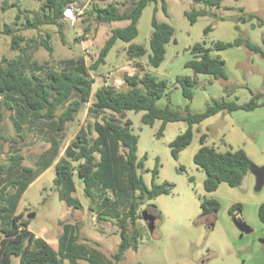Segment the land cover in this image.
<instances>
[{
	"label": "trees",
	"instance_id": "1",
	"mask_svg": "<svg viewBox=\"0 0 264 264\" xmlns=\"http://www.w3.org/2000/svg\"><path fill=\"white\" fill-rule=\"evenodd\" d=\"M40 1L42 5L38 11L26 10V21H22L23 11L20 9L14 22L0 30V34L11 36V49L18 51L14 58H0V264H12L13 258H18L20 264H64L65 261L69 264H120L127 251L138 249L145 229L140 223L143 206L161 195L170 194L174 186L168 182H156L160 173L159 159L152 171L151 186L145 181L143 173L149 171L146 169L147 155L138 156L139 136L133 133V121L126 117L127 112L143 113L141 121L144 125L153 126L161 121L157 138L163 137L169 123L185 122L188 125L186 131L170 143L171 154L178 160L180 153L193 142L195 126L221 112H250L264 106V91L250 90L251 99L244 104L221 99L208 104L203 112H193L190 107L200 75L229 80L225 60L215 53L244 47L264 58V37L261 44L239 35L233 42L209 43L205 40L188 47L191 58L185 68L193 71V76L178 75L173 83L175 88H181L188 104L185 108H175L170 83L155 76L141 61L147 56L150 67L160 68L166 59L167 46L176 40L175 28L168 22H160L155 8L149 47L135 42L140 35L139 23L145 9L158 0H130V8L123 11L120 8L123 2L103 6V0H92L90 9L83 15V23L88 24L87 33L93 24H127L112 29L91 64L84 57H78L65 59L58 67L37 62L31 51L39 45L53 53L52 36L40 32L44 26L58 27L66 43L62 30L64 11L76 0ZM197 2L205 3L206 8H222L221 0ZM15 5L16 2L10 4V0H4L2 9ZM162 10L168 16L164 0ZM184 14L190 24L195 25L200 17L210 13L205 8H193ZM213 16L225 20L215 13ZM239 19L245 22L257 20L256 25L264 26V19L255 14H245ZM32 30L38 35L31 38L23 35V32ZM213 30L211 24L205 28L204 34L207 36ZM118 42L128 44L127 55L135 70L123 75L125 89L103 85L94 92L95 81L91 72L107 64L106 60ZM163 99L165 106L159 105ZM86 107L87 124L66 144L69 124ZM7 119L12 124L13 135L5 133ZM207 138V134L201 135V147L194 156L195 164L206 174V192H216L223 183L232 188L242 186L253 165L248 154L243 149L219 151L215 146L207 145ZM29 143H41L46 147L40 154L30 156L31 165L26 164L24 154ZM53 165L60 201L74 210L84 208L75 196V178L79 177L84 195L89 199V210L97 222L111 223L117 228L121 242L111 258L98 249L76 243L75 236L68 229L56 250L31 231L30 220H24V214L18 213L26 191ZM201 208L202 215L207 216L219 212L221 204L214 198H205L201 201ZM242 209L237 203L229 212L236 218ZM259 217L264 224V203L259 208Z\"/></svg>",
	"mask_w": 264,
	"mask_h": 264
},
{
	"label": "rangeland",
	"instance_id": "2",
	"mask_svg": "<svg viewBox=\"0 0 264 264\" xmlns=\"http://www.w3.org/2000/svg\"><path fill=\"white\" fill-rule=\"evenodd\" d=\"M91 1L76 0L74 5L80 7L83 13L78 16L77 22L74 24L65 20L62 30L66 43L63 42L58 27L44 26L40 30L43 35L49 33L52 36L51 45L54 51L50 54L44 48L36 45L31 51L34 60L41 64L49 63L58 67L63 60L69 58L84 57L88 64L97 59L100 50L110 37L112 29L123 27L127 22L93 24L87 33L85 29L88 24L83 23V15L90 9ZM117 1L120 4L124 3V5H120L122 11L131 6L130 0H103L101 5L107 6ZM162 1L151 3L145 9L139 23L140 35L135 42L149 47V38L153 30L151 21L155 8H157V19L160 22H168L175 28L176 40L169 47L167 56V63L169 64V61L174 59L175 64L165 72V67L161 71L150 67L147 56L141 61L149 70H154L155 76L158 77V75L161 76V73H165V77L161 79L170 83L169 91H172L173 106L185 108L188 100L184 98L181 88H175L173 83L178 75L191 73L192 76L193 74L192 71L184 67V63L191 58L188 47L211 39L212 41L216 40L213 42H233L239 35L261 44L264 37V26L256 25L257 20L245 22L239 18L245 14H255L264 19V0H221V9L206 8L205 3L197 2V0H164L167 3L168 16L162 10ZM3 2L4 0L0 1V30L6 24L14 22L20 9L23 11L21 19L26 21L25 15H28L26 10L38 11L42 5L40 0H10V4L16 2L17 5L3 10ZM193 8H205L210 14L200 17L195 25H191L184 13ZM241 8L244 9L243 12L240 10ZM214 13L219 17H224L225 21L215 18ZM211 24L215 30L210 33L211 35L209 34V37L204 34V30ZM237 27L238 30H236ZM23 35L31 38L37 36L38 32L25 31ZM11 42V36L0 34V58L4 56L14 58L18 55V51L11 49ZM127 48L128 44L118 42L109 54L106 60L107 64L101 66L98 71L91 72L95 81L94 92L103 85H113L118 89H125L123 75L133 73L135 70L134 64L128 58ZM174 48L178 52L173 54ZM244 49L251 58L246 54L239 55L238 58L232 57L229 63L232 72L229 80H218L216 87H208L207 90L201 84L193 89L195 98L193 100L195 101L190 102L191 109L203 111L208 104H212L214 100H220L222 96H225L228 101L244 103L251 96L250 90L264 91V58ZM231 53H234L235 56L238 54V52ZM253 56L256 58L252 60ZM239 62H245L244 66L256 70L253 79L243 76L244 69L236 66ZM261 69H263L262 72ZM219 92L223 94L219 96ZM165 104L164 99L159 102L161 106H165ZM87 107L74 122L69 124L66 144H69L80 128L87 124L89 120ZM142 115L143 113L137 114L128 111L126 117L133 121V133L139 136V158L147 155L146 169L149 171L143 173L144 179L151 186L152 171L159 159L160 173L156 182L159 184L168 182L174 186L170 194L161 195L143 206L141 210L143 219L140 223L145 226V229L139 240L138 249L127 251L125 259L120 264H243L239 256L240 253L234 249L232 236L229 233L228 224L231 216L235 218L229 210L234 204H241L243 208L247 209L248 217L251 218L253 209L258 208L262 202L264 203V186L261 190L256 189V176L250 171L242 186L232 188L223 183L216 192L208 193L204 188L206 174L194 162V156L201 147L200 137L203 134L208 135L207 145L215 146L219 151L243 148L247 153L245 145L238 144V141L241 140L239 133L242 132V125L238 123L236 116L221 112L195 126L193 142L180 153L179 159L176 160L171 154L170 143L179 134L185 132L188 125L185 122L169 123L163 137L157 138L161 121H157L153 126L144 125L141 121ZM5 127V133L13 135L12 124L8 119ZM242 139L243 142H246L243 135ZM252 141H248L247 148L251 157L248 156L253 164L264 167V149L259 146L256 148L255 141ZM252 145L255 149H251ZM45 148L41 143L37 145L29 143L24 151L26 164L31 165L30 156L40 154ZM56 175L55 165L42 174L24 194L18 213L24 214V220H30L31 231L52 243L54 247L60 245L62 236L68 229L69 233L75 236L76 243L98 249L111 258L121 242L117 228L111 223L97 222L95 215L89 210V199L84 195L83 183L79 177L75 176L77 185L75 196L81 201L84 208L74 210L60 201L54 182ZM205 198L218 200L221 204L219 212L213 216L202 215L201 201ZM29 215H32V218H29ZM146 216L147 218L156 217L155 230L150 229L148 221L145 219ZM254 216L257 217L255 211ZM236 218L242 220L239 215ZM72 228L73 231H71ZM259 234L262 232L259 231L256 234L257 237ZM12 264H20L19 259L13 258ZM64 264H69V262L65 261Z\"/></svg>",
	"mask_w": 264,
	"mask_h": 264
},
{
	"label": "crops",
	"instance_id": "3",
	"mask_svg": "<svg viewBox=\"0 0 264 264\" xmlns=\"http://www.w3.org/2000/svg\"><path fill=\"white\" fill-rule=\"evenodd\" d=\"M220 21H222V20H220ZM213 41H216V40H213ZM213 41L211 39L208 42L212 43ZM221 42H223V41H221ZM172 43H175V41H173ZM171 44H169L167 46L166 59L163 62V64L161 65V67L158 68L159 71L163 70L162 68L165 67L164 71L167 72L168 68L172 67L173 64H175V60L174 59L170 60L169 64L167 63V56H168L169 47H171ZM256 44H258V43H256ZM184 50H185V48H184ZM177 52H178L177 49L174 48L173 54L177 53ZM231 52H238V54L235 56V54L231 53ZM246 52L247 51H245V49L243 47H233V49L230 48V49H227L225 51H221V52L215 53V55L220 56L223 60H225V62H226V71H227V75H228L229 79H230V76H231V73H232L231 69L229 67V63H230L231 58L232 57L238 58L239 55L241 56V55H244V54H246L249 57L250 55L248 53H246ZM250 58H251V56H250ZM254 58H256V57L253 56L252 60ZM185 63H184V67H185ZM244 64H245V62H243V63L239 62V63L236 64V66H238L239 68L241 67V68L244 69V73H243L244 77L248 76V77H251V79H253L254 78V74L256 73V70L253 69L252 67L249 68L247 66H244ZM188 70L191 71L190 69H188ZM149 71H151L153 73L154 70L150 69ZM262 71H263V69H261V72ZM185 75L191 76V73H187ZM192 76H193V74H192ZM162 77H165V73H161V76L158 75V78L161 79ZM198 82H199V84L203 85V87L206 88L205 90H207L208 87H216V82H219V81L218 80H214L213 78H211L209 76L200 75L198 77ZM259 85H260V83H259ZM223 92H225V89H223ZM222 94H220V92H219V96L222 95ZM250 94H251V92H250ZM221 99H225V96H222ZM250 99H251V96H250V98H248L247 101H249ZM194 101L195 100H193V102ZM226 101H228V100H226ZM229 102H233V101H229ZM246 102H244V103H246ZM236 103L237 104H244V103H238V102H236ZM205 109L203 111H205ZM191 110L193 112H203V111H195L193 109H191ZM230 114L235 115L236 118H237L238 123L240 125H242L241 126L242 132L239 133V134H241V140L238 141V144L245 145L244 148L246 147V151H247L248 155L250 156V154L248 152V148H247V145H249L248 141L254 140L255 143H256V148H257V146H259V147H261V149H264V106L259 107L256 110L250 111V112H247V111H244V110H237V111H234V112H232ZM242 135L245 137L246 142H243ZM253 145H254V143H253ZM253 145H252L251 149H255L254 148L255 145H254V147H253ZM239 149H241V148H239ZM262 204H263V202L258 205V208L253 209V211H252L253 215L251 216V218L248 217V212H247L246 208H243L241 213H239V217H241L242 221L247 223L253 229L252 233H250V234L242 233L236 227V225H235V223L233 221L234 218L232 216H231V220H230V222L228 224V226H229L228 229L230 231L229 233L232 236L231 240L233 241L234 249H235V251H238L240 253L239 256L242 259L243 264H264V230H263L264 224L261 222L260 217H259V208H260V206ZM254 211L256 212L257 217L254 216ZM213 214H216V213H213ZM213 214H210V215L213 216ZM259 231H261L262 234H259V236L257 237L256 234H258ZM50 244H51L52 247H54L52 243H50ZM54 248L57 250L59 248V245H58V247L55 246Z\"/></svg>",
	"mask_w": 264,
	"mask_h": 264
},
{
	"label": "water",
	"instance_id": "4",
	"mask_svg": "<svg viewBox=\"0 0 264 264\" xmlns=\"http://www.w3.org/2000/svg\"><path fill=\"white\" fill-rule=\"evenodd\" d=\"M250 171L256 176V189L257 190H261L264 186V167H260L257 166L255 164H253L250 167ZM29 218H32V215H29ZM146 221H148L149 223V227L151 230H155L156 229V223H157V219L155 217H149L147 218L146 216ZM236 227L244 234H250L252 233L253 229L244 221L242 220H238L237 218L233 219Z\"/></svg>",
	"mask_w": 264,
	"mask_h": 264
},
{
	"label": "built area",
	"instance_id": "5",
	"mask_svg": "<svg viewBox=\"0 0 264 264\" xmlns=\"http://www.w3.org/2000/svg\"><path fill=\"white\" fill-rule=\"evenodd\" d=\"M75 3L69 5L64 11V19L72 24L77 22L78 16L83 13V10L80 7H76Z\"/></svg>",
	"mask_w": 264,
	"mask_h": 264
},
{
	"label": "flooded vegetation",
	"instance_id": "6",
	"mask_svg": "<svg viewBox=\"0 0 264 264\" xmlns=\"http://www.w3.org/2000/svg\"><path fill=\"white\" fill-rule=\"evenodd\" d=\"M156 218V217H155ZM148 225H149V223H148Z\"/></svg>",
	"mask_w": 264,
	"mask_h": 264
}]
</instances>
